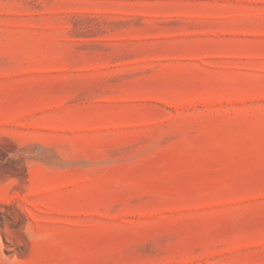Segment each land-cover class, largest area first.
I'll use <instances>...</instances> for the list:
<instances>
[{
	"label": "rangeland",
	"instance_id": "rangeland-1",
	"mask_svg": "<svg viewBox=\"0 0 264 264\" xmlns=\"http://www.w3.org/2000/svg\"><path fill=\"white\" fill-rule=\"evenodd\" d=\"M0 247L264 264V0H0Z\"/></svg>",
	"mask_w": 264,
	"mask_h": 264
},
{
	"label": "clouds",
	"instance_id": "clouds-1",
	"mask_svg": "<svg viewBox=\"0 0 264 264\" xmlns=\"http://www.w3.org/2000/svg\"><path fill=\"white\" fill-rule=\"evenodd\" d=\"M20 244L28 242L32 245L39 243H48L53 246L60 245L58 233L56 230H36L31 223H27L21 230L18 238ZM66 250V249H65ZM0 264H22V261L15 257L9 258L3 254V248L0 247Z\"/></svg>",
	"mask_w": 264,
	"mask_h": 264
}]
</instances>
